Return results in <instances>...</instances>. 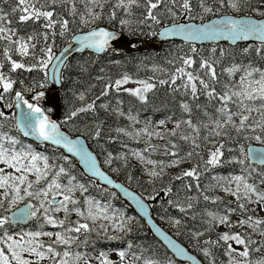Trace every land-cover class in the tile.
<instances>
[{
	"label": "trees",
	"instance_id": "1",
	"mask_svg": "<svg viewBox=\"0 0 264 264\" xmlns=\"http://www.w3.org/2000/svg\"><path fill=\"white\" fill-rule=\"evenodd\" d=\"M208 2L214 8V13H202L197 0H192L193 12L186 15L176 9V17L168 15L163 10L164 6L162 5L160 9L156 10L160 20V23L156 24L151 20H144L145 8L143 6L133 7L131 14H128L123 8L114 7L117 0H67L66 3L57 0L54 19H67L69 21V31L65 32L64 35H60L59 23L54 29H45L43 27L45 21L43 20L35 23L32 20L19 21L21 13L19 11L12 12V9L16 7L17 0H7L6 3L0 2L2 13L7 14V19L10 21L8 27L13 29L17 36L27 38L29 35L37 36L39 34L32 41L37 45L36 49H30L28 56H21L14 50L10 52L12 59L25 64L24 69H17L16 71L11 70L10 62L3 56V50L8 47V43L0 41V63L3 64L0 71L16 81L12 94H6L4 103L13 102L15 91H21L26 96H31L39 91H46L49 87L46 69L41 70L39 66L32 68L31 71L26 69L36 64L38 59L43 58L41 48L50 46L54 56L77 32L103 26L130 39L149 40L158 29L176 22H203L224 14L260 17L259 13L264 12V0H243L239 11L229 7L227 2L222 6L218 3V0L215 3L213 0H208ZM141 3H143V0H141ZM73 4L75 5L76 15L70 14ZM89 10L100 13L101 18L87 25L82 24L81 15L88 19L87 13ZM113 11L116 13L115 18H111ZM121 19L128 20L129 23L121 25ZM45 32L48 33L49 37L46 43L43 40ZM53 32L55 35H53ZM193 47L196 49L195 52L192 51ZM213 49L216 50L215 53H213ZM244 49H248V51L245 52ZM257 49H260V51L257 52ZM186 57L195 60L192 68L187 70L200 75L211 83L218 93H222L225 90V85L231 87L235 84L227 69L233 67L262 68L264 66V44L195 46L168 41L164 42L157 50L148 49L135 53H115L113 50H109L100 56L89 52L78 54L66 63L62 72L61 87L58 91L61 103V116L58 123L61 130L66 134L83 136L103 169L116 180L139 192L149 203L154 219L161 223L190 252L198 256L204 264H229L230 260L227 257L229 241L226 243L219 240L220 235L225 232L230 234L239 233L242 239L254 241V243L248 245L249 256L247 258L240 257L243 264H245V259L250 264H257L258 261L264 260V253L256 251L263 244L262 240L257 239L255 235H251L249 231L236 233V226L228 227L227 224H223L225 230L220 232L216 225V220L223 216L228 217L230 224V216H238L242 219L251 216L253 221L256 219L264 220V217L255 216L247 208L245 199L230 200L228 195H221L223 179L230 174L245 176L246 183L252 184L257 189L264 186V178L261 177V173H264V167L249 164L245 155V148L251 140H255L246 139L245 137L254 135L247 129L237 133L229 125L220 130L226 132L227 135H211L210 133L214 128L213 121L220 120L223 122L221 114L217 111L221 107L220 102L210 99L203 91L198 93V99H193L190 91H186L182 87L186 82V78L177 79L174 86H170V83L163 85L159 83L160 80L170 82V78L176 69L183 66L181 58ZM202 60H208L213 64L217 74L215 82H212L210 77L205 75L207 69L200 68ZM124 74L131 77V81L124 85V88L139 85L133 81L141 80L156 85L155 88L145 94L147 97L146 102L140 101L137 97L123 90L119 92L109 90L107 96L102 95L107 83L114 82ZM177 88L179 90H175ZM81 93L84 94V100L79 99ZM93 101L96 105L94 111L80 112L72 119H68L72 111ZM118 101L121 103L118 104ZM183 103L189 105L190 111H185L181 107ZM102 104H106L108 107L106 109L102 108L100 106ZM229 107L232 111H236L235 104L230 103ZM0 110L4 111L7 117V119L0 118V133L25 141L14 127L12 108H6L3 104H0ZM121 112L123 115L120 114ZM155 119H165L173 125V128L158 131L164 134L163 138L152 135L154 138L150 137L148 140H144L141 137L144 132L143 129L147 128L148 132L152 133L157 132L146 123V120ZM187 120H191L192 125L198 128L199 131H194L193 127L185 124L184 121ZM177 122L180 123L179 128H176ZM98 126L101 134L97 138L95 131ZM118 129L124 131L120 132ZM173 130H175L176 135H168ZM184 136H187L188 139H183ZM153 139H161L162 142L155 144ZM193 141H195V144ZM220 144L224 146L221 149L223 156L220 163L215 166L208 165L206 161L210 158V152L214 151L215 147ZM172 145L176 147L173 148ZM196 145H199V147H196ZM36 148L51 158L52 171H58L56 166L62 165L65 167L67 175L61 174L59 176L62 178L61 182L66 183L67 178L75 177V183L83 184L87 189L84 191L86 195L98 199L102 203H109L112 207L121 210L124 208L125 214L134 218V222L128 227L130 231L125 232L116 242L111 240L108 244H95L97 242L95 239L96 234L89 233L86 236V243L82 245L84 249L89 251L117 246L126 248L134 259L135 256H139L140 259L136 260L137 264H144L145 260L155 261L156 264H182L166 252L159 242L151 236L144 223L134 215L127 204L120 200L114 192L106 190L95 181L86 178L72 159L68 158V161L64 159L65 156L61 151L46 145H36ZM241 148L244 149L243 152H241ZM135 151L143 152L145 160L155 161L157 171L160 170L161 162L167 165L173 160L179 159L181 163L174 166L173 170L165 167L162 176L153 178L147 174V170L153 169V165L149 164L150 168H142V164H136L133 158V152ZM171 152H176L178 155L172 156L170 155ZM188 153H192V155L188 156ZM109 154H111L110 163L108 162ZM241 160L244 163H240ZM193 167L197 168L198 179L192 177H183L181 180L174 179L185 170ZM197 184H199V187H197ZM187 185H191V188L189 189ZM169 186L172 188L170 194L164 191ZM204 196H208L209 199L205 200ZM189 203L192 204V208L187 209L185 212H181L176 206L179 204L187 207ZM6 204L5 202V207ZM240 204L245 205L244 209L239 207ZM210 213L212 215H209ZM174 220H179L180 224H174ZM33 224L34 218L25 226L8 223L3 229H0V236L5 231L10 235L17 230L30 228ZM256 226L259 229L264 228V224ZM194 233H203V235L195 237ZM83 237L79 234L78 240L74 242L72 247L78 249L81 246L79 243L84 241ZM106 238L107 234L102 236L101 240ZM129 245L132 246L130 249ZM244 247V245H240L239 250L243 251ZM204 248L209 250L210 256H204L202 251Z\"/></svg>",
	"mask_w": 264,
	"mask_h": 264
},
{
	"label": "snow or ice",
	"instance_id": "2",
	"mask_svg": "<svg viewBox=\"0 0 264 264\" xmlns=\"http://www.w3.org/2000/svg\"><path fill=\"white\" fill-rule=\"evenodd\" d=\"M2 3H6L7 0H0ZM62 2H67V0H62ZM213 2H217V0H213ZM227 2L228 6L239 11L240 4L243 0H218V3L222 6ZM57 0H17L16 7L12 9V12L15 13L19 11L21 15L19 16V21L27 22L32 20L34 23L39 22L41 20L45 21L43 27L45 29H54L57 23L60 25V35H64L65 32L69 31V21L67 19L56 20L54 19L55 15V5ZM197 4L199 9L204 14L214 13V8L209 4L208 0H197ZM164 6V11L172 16L176 17L177 11L179 9L182 14H191L193 12V4L192 0H117V3L114 5L115 8H123L128 14H131V9L133 7H141L145 8V16L144 20H151L152 22L159 24L160 20L158 18V13L156 10L160 9L161 6ZM102 7V5H100ZM51 9V10H49ZM71 15H76L75 5L73 4L71 8ZM115 11L111 13V18H115ZM260 16H264V12L259 13ZM88 19L85 18L84 15H81V23L89 24L95 22L100 19V13L93 12L89 10L87 13ZM194 18V17H193ZM143 22V21H141ZM121 25H127L129 23L128 20L121 19ZM10 21L7 19V14L2 13V9H0V41H6L8 43V47L4 48L3 56L10 62L11 70L16 71L17 69H24L25 64L17 62L12 59L10 52L13 50L18 52L21 56H28L29 50H35L36 44L32 43L37 36L29 35L27 38L23 36H17V33L8 27ZM173 33H183L186 39H214L220 36L225 38L235 39H247L250 35H257L259 38L264 41V21L257 22L254 19L246 18V19H235L231 16H224L221 19L214 20L212 24H204L201 26H197L194 24L184 25L181 24L175 27L172 30ZM170 33H164V35H168ZM53 35L55 33L53 32ZM14 37H16L14 39ZM48 33L45 32L43 34V40L45 43L48 41ZM114 39V34L104 30L103 28L97 30H93L88 35L82 36L80 38L81 44L90 47L96 48L97 51H103L108 45L109 41ZM15 46V47H13ZM43 54V58H40L36 61V64L28 67L26 70L31 71L32 68L39 66L41 70L46 69L48 65L52 62L54 56L53 51L50 46L44 47L40 49ZM192 51L195 52L196 49L193 47ZM215 53V49L212 50ZM245 52L248 49H244ZM260 49H257L259 52ZM34 55V53H33ZM182 65L177 68L175 73L172 74L170 78V82L166 80H160L159 83L161 85L170 83V86H174L176 84V80L180 78H186V82L182 85V87L186 91H190L193 99H198V93L203 91L210 99L218 100L221 104V107L217 109L218 113L221 114L223 122L220 120L213 121L214 128L212 129L211 135H227L226 132L220 131L224 129L226 126L231 125L237 133L243 132L246 129L251 130L252 132H256L257 129L260 130V133L264 134V70L259 68H251L244 69L245 74L241 76L239 84H233L231 87L225 85V90L222 93H218L216 88L212 86L211 83L203 79L200 75L195 74L193 71H188L187 69L192 68L195 64V60L191 57L181 58ZM0 68H3V64L0 63ZM201 69H207L205 75L210 77L212 82L216 81V71L213 67V64L208 60H202L200 63ZM229 73L238 71L236 67L227 69ZM131 81V77L127 74H124L121 78L116 79L114 82H109L105 85L104 91L102 95L107 96L109 90L114 91H125L132 96L137 97L140 101L146 102L147 97L146 93L155 88V84L147 82V81H133L141 85V87L137 88H124L123 86L128 84ZM16 81L11 79L8 75H6L3 71H0V104H3L6 108H12L15 106L16 108L21 107V102L23 105L27 107L28 112H22L21 120L19 123L24 128V134L29 135L30 132L38 134V136L44 141H51L55 145H62L69 153L73 155L79 156L81 161L87 166L89 171L92 172L93 175H99L103 177L108 183H111V180L108 179L107 176L104 175L103 172H100L97 169L95 164V158L92 156L90 152H88L81 141L79 140H71L67 136H65L58 128V125L55 122H52L48 116L44 115L42 109L36 106L33 103H29L28 100L24 99L23 93L21 91H15L14 100L11 103H4L6 100V94H12L14 85ZM199 84V88H198ZM30 90V89H27ZM175 90H179L178 88ZM40 96H43V93H40L36 99H39ZM80 100H84V94L79 95ZM99 99V97H97ZM121 103L120 101L117 102ZM236 105V111H232L229 107V104ZM95 101L88 103L86 106L80 107L74 111H72L68 117V119H72L77 116L80 112L94 111L95 110ZM102 108H107L108 105L102 104L100 105ZM181 107L185 111H190L189 105L187 103H183ZM256 112L259 114V119L253 118L252 113ZM123 115V113H120ZM234 117H239V123L237 124ZM0 118L7 119L5 112L0 110ZM185 124L193 127L194 131H199L198 128L192 125L191 120L184 121ZM161 125L165 124V121H160ZM180 127V123L177 122L176 128ZM118 131L123 132V129H118ZM142 131L147 133L149 137L151 135H156L163 138L164 134L160 132H148V129L145 128ZM99 126L95 131V136L98 138L100 136ZM257 134L251 137H245L246 139H255L256 141L264 144V135ZM139 135V133H137ZM170 136H175L176 132L173 130L168 133ZM183 139H188L187 136L182 137ZM0 139H7L9 141L10 147H5L4 143L0 142V163H3L9 168H12L13 173H7L5 169L0 168V189L3 190L0 193V209L5 208V201H7L8 207L10 208L12 205H15L18 201H22L25 198H34L40 199L39 207L32 203H28L24 208L20 209L18 212L12 214V216L3 215L0 216V229H3L4 226L10 222L24 221L28 219L29 216L35 217L37 212L41 209L44 211L46 222L52 226H64L65 220H57L53 216L49 215L50 211L58 212L63 210L65 213H69L70 211H76L78 215L84 216L83 212H80L78 209H69L68 205L77 204V201L73 198V192L76 188L73 185V181L75 177H71L68 181L67 185H61L56 178H58L61 174L67 175L66 169L64 166H56L58 167V171L54 173V177L50 183L47 184L46 188H42L39 190L32 191L34 183H39L41 179L47 178L48 171L50 165L48 163L47 156H41L38 154H32L31 152H19L16 151L14 146L18 143L16 140L11 137H3ZM207 139V138H206ZM195 144V141H193ZM175 148V145H172ZM199 147V145H196ZM223 144L215 147L214 151L210 152V158L206 161L208 165H218L220 163V159L223 156ZM244 149L241 148V152ZM256 153H259L257 159L260 163H264V149H254L251 150ZM133 155L137 156L142 162L153 165V169L147 170V174L150 177L156 178L160 177L164 173L165 167H174L180 163V160H173L170 164H163L161 162L160 170L157 171L155 169V161L145 160L144 156L140 153H133ZM170 155L177 156L176 152H171ZM192 153H188V156H191ZM68 161V158H64ZM38 161H43V168L37 166ZM111 162V154H109V160ZM240 163H244L243 160L239 161ZM33 173L36 176V181H29L27 174ZM183 177H192L194 179H198L199 173L196 167L185 170L181 175L176 176L174 179L181 180ZM231 181H234L237 185L235 190L231 188H225L224 190L229 192L231 195L235 196L237 200L240 199H248L249 202L256 204H264V192L258 191L255 186L252 184L244 183V178L242 176H234L230 178ZM151 182V181H150ZM243 184L244 192L240 193V185ZM190 189L191 185H187ZM199 187V184H197ZM81 190L86 191L87 189L83 184L79 185ZM166 193H171L172 188L169 186L164 189ZM23 193V194H22ZM51 195V199L49 196ZM255 195V200L251 199V195ZM61 196L62 199L57 200L56 197ZM154 198V197H152ZM205 200H208V196H204ZM171 203V201H169ZM139 203V201H138ZM46 204L48 206H46ZM181 212L187 211V209L192 208V204L189 203L187 207L181 206L179 204L176 205ZM143 208V205L141 204ZM239 207L244 209L245 205L240 204ZM209 215H212L211 213ZM92 220L97 219L95 215L90 211L88 217ZM107 219V216L104 217ZM174 224L179 225V220H174ZM220 224H227L228 227H233L234 225L228 222V217L223 216L219 218ZM255 224L261 225L264 224V220L256 219L253 221L251 216L247 217V219H241L238 221L239 226H243L244 224ZM103 227V226H102ZM121 230L126 228V222H120L119 225ZM90 229L88 223H79L76 222L75 227H68L66 232H74L81 233V231L87 233L92 231ZM130 231V229H128ZM159 231V229H157ZM31 239L25 240V237L22 235L19 238H14L12 235H9L6 231L0 236V264H39V260H43L46 258L53 261V264H70L69 257L73 256L68 250L63 251L61 254L56 248L55 245H70L74 243L78 237L76 236H66L61 232L55 233V240L53 244H49L45 249V245L39 243L37 238L41 235H46L51 237L53 233L46 232H35V233H26L25 234ZM163 235V233H161ZM203 235V233H194L195 237H199ZM264 235V233H262ZM169 241V244L177 250V252L181 255L184 254V250L179 248L173 241L169 240L167 236L164 237ZM219 240L224 242L235 241L238 245H244V250L240 251L238 254L241 257L247 258L249 256L248 245L250 243H254V241L245 240L241 238L239 233L230 234L228 232L220 235ZM6 245V247H5ZM129 249L132 247L128 246ZM229 254L235 252V249L232 248V245H228ZM205 257L210 256L209 250L207 248L202 249ZM259 251V249H256ZM23 253H28L31 255H35L39 259L37 261H31L25 259ZM83 253H76L74 255V260L72 264H77V262L84 256ZM117 255L120 258V261H124L128 253L126 251H119ZM135 256V254H133ZM59 257V259H57ZM96 259L99 260V264H114L113 261L108 259L106 253L101 252L100 256ZM139 256H135V260H139ZM192 259V257H189ZM85 264H88V261H85ZM144 264H156L155 261L145 260ZM229 264H237L236 261L230 260ZM245 264H250L247 259H245ZM257 264H264V260L258 261Z\"/></svg>",
	"mask_w": 264,
	"mask_h": 264
},
{
	"label": "water",
	"instance_id": "3",
	"mask_svg": "<svg viewBox=\"0 0 264 264\" xmlns=\"http://www.w3.org/2000/svg\"><path fill=\"white\" fill-rule=\"evenodd\" d=\"M224 16H231L235 19H246L251 18L256 20L257 22L264 21V16H252V15H234V14H224L216 17H212L203 22H195V21H186V22H176L172 24L165 25L157 30L155 35L149 40H140L137 38L130 39L127 36L118 33L115 30L98 26L91 28L86 31L77 32L70 37L68 42H66L54 55L52 62L46 68V78L49 84V87L46 91H39L34 93L31 96H26L23 94L24 99L28 100L29 103H33L36 106L40 107L44 113V115L48 116V118L55 122L58 125L59 130L67 136L71 140H79L82 142L84 148L92 154L95 158V164L97 169L100 172H103L105 176L111 180V183H108L103 177L99 175H93L91 171L87 168V166L81 161L79 156L73 155L69 153L62 145H55L51 141L42 140L38 134L30 132L29 135L24 134V128L19 123L21 120L22 112H28L29 110L23 103L21 102V107L16 108L12 107L13 110V121L14 127L20 137L25 141L33 144V145H46L50 146L54 149H57L63 153V155L69 159H72L78 168L82 171V174L93 181H95L99 186L105 188L106 190L114 192L120 200L127 204L129 209H131L135 216H137L146 226L148 232L154 237L159 244L166 250V252L177 262L182 264H204L201 259L196 256L194 253L190 252L179 240H177L171 233H169L164 226L154 219L152 215V210L149 203L141 196L139 192L124 184L121 181L116 180L111 174L103 169L101 166L97 156L92 152L89 148V145L85 138L81 135L70 136L61 130V127L58 123V120L61 116V103L59 98V89L61 87V76L63 69L66 63L78 54H82L84 52H89L91 54L100 56L109 50H113L115 53H135L141 52L148 49L157 50L161 47L164 42L168 41H176L185 44L201 46V45H217V44H226L229 46H237L241 44L252 45V44H264L259 36L250 35L247 39H231L225 38L223 36L214 38V39H186L183 33H173L172 30L181 25H190L194 24L197 26H201L204 24H212L214 20H218L223 18ZM103 28L106 31H109L114 34V39L109 41V45L103 51H97L96 48H90L83 44H81L80 38L82 36L88 35L93 30H99ZM164 33H170L168 35H164ZM15 93V92H14ZM13 93V100H14ZM40 93H43V96H40L39 99H36ZM254 149H264V145H256L249 144L245 148L246 159L249 164L255 165L257 167H264V163H260L257 159L259 153H256ZM139 201V203H138ZM28 203L34 204L32 200H28L22 205L18 206L11 212H9L8 216H12L13 213L18 212L20 209L24 208ZM143 205V208L141 207ZM35 205V204H34ZM32 221V216H29L28 219L24 221L10 222L13 225L25 226ZM159 229V231H157ZM163 233V235H161ZM167 236L169 240L173 241L179 248L184 250V254L181 255L177 252L175 248H173L169 241L164 237ZM192 257V259H189Z\"/></svg>",
	"mask_w": 264,
	"mask_h": 264
},
{
	"label": "rangeland",
	"instance_id": "4",
	"mask_svg": "<svg viewBox=\"0 0 264 264\" xmlns=\"http://www.w3.org/2000/svg\"><path fill=\"white\" fill-rule=\"evenodd\" d=\"M238 71L232 72L230 73L231 76L233 77L235 84H239L240 78L241 76H243L245 74L244 69H251V68H237ZM261 70H264V66L262 68H259ZM137 87H141V85H136L132 88H137ZM131 88V86H130ZM253 118L259 119V114L256 112H253L252 114ZM236 123H239V117L234 118ZM165 121L164 125L160 124V121ZM147 125L151 128L154 129L155 131H160L163 129H172L173 125L169 124V122L165 119H155V120H146ZM230 127H232L231 125H229ZM247 131L252 132L251 130L247 129ZM253 135H257L260 134V130L257 129L256 132H252ZM10 137L6 134H1L0 133V138L3 137ZM141 137H143L144 140H148V138H154L152 135L149 137V135L145 132H143L141 134ZM12 139L16 140L18 143L14 146L16 151L19 152H31L32 154H38L41 156H47L45 155L41 150L36 148V145H33L31 143H28L26 141H22L19 138L16 137H11ZM154 143H160L162 142L161 139H156L154 140ZM0 142L4 143L5 147H10L9 145V141L7 139H0ZM250 144H256V145H263L261 143H259L256 140H251ZM140 153L142 154L143 152H139V151H135L133 153ZM143 155V154H142ZM48 157V163L50 165L49 171H48V175L47 178L45 179H41L40 182L34 183L33 189H31L32 191L35 190H39L42 188H46L47 184L51 182V180L54 177V171H52V167H53V163L52 160L49 156ZM134 158V162L136 164H142V168H150L149 164L147 163H143L140 159L137 158V156L133 155ZM181 163V162H180ZM37 166L40 167L41 169L43 168V161H38L37 162ZM0 168L5 169V171L7 173H13V169L7 167L6 165H4L3 163H0ZM170 169H174V167H169ZM28 176V180L29 181H36V176L33 173H29L27 174ZM234 176H242L240 174H230L227 178L223 179V184H222V188L223 191L221 192V195H228L230 200H235L236 197L231 195L229 192L225 191V188H231L232 190H235L237 185L234 181H231L230 178L234 177ZM244 178V183H246V177L242 176ZM261 177L264 178V173H261ZM58 180L59 183H61V185H67L68 181L70 178H67V182H61L60 177L56 178ZM73 185L76 186L74 192H73V198L77 201V204L72 205L69 204L68 207L69 209H78L80 212L84 213V216H80L77 214L76 211H70L69 213H65L63 210L58 211V212H52L50 211L48 214L53 216L55 219L57 220H65V224L64 226H52L50 224H48L46 222L45 219V215H44V211L43 209H41L39 212H37V215L34 218V224L27 229H23V230H17L14 233L10 234L12 235L14 238H19L20 236H24L25 240L31 239V237L26 236V233H35V232H41V233H46V232H50L53 233V235L51 237L46 236V235H41L40 237L37 238L39 243H42L45 245V249H41V250H46L47 245L49 244H53V241L55 240V233L57 232H61L63 234H65L66 236H76L79 237V234L83 235L84 237V241H81L79 244L81 245L78 249L72 247L74 245V243H71L70 245H53L57 251H59L61 254L63 253V251L68 250L70 253L73 254V256H70L69 262L70 264H72L73 260H74V255L76 253H83L85 254L78 262L77 264H85V261H88V264H99V260L96 259L97 257L100 256L101 252H104L107 254L108 259H110L111 261L114 262V264H137L136 260L130 256V254L128 253L126 248H119L117 246H108V247H104L103 249H92L87 251L86 249H84L82 247L83 244L86 243L87 238L86 236L89 233H95L96 237L95 239L97 240V242H95V244L98 243H102V244H108L111 242V240L113 242H116L121 236H123V234L125 232L128 231V227L134 222V218L131 215H126L124 212V208L121 210L119 208L116 207H112V205H110L109 203H102L100 202L98 199H95L91 196H88L85 194L84 190H81L79 188L80 184H76L75 181H73ZM258 191L264 192V186H260L257 189ZM3 190L0 189V193H2ZM244 192V188H243V184L240 185V193L243 194ZM23 194V193H22ZM51 195L49 196V199H51ZM83 195V197H81ZM40 199H43V197H40ZM40 199H34V198H25L22 201H18L15 205H12L10 208L8 207V204H6V207L2 209H0V216L3 215H9V212H11L12 210H14L15 208H17L18 206L22 205L23 203H25L28 200H32L35 205L37 207H39L40 204ZM57 200L62 199L61 196H57L56 197ZM251 199L255 200V195H251ZM7 203V201H5ZM245 202L247 203V208L257 217L262 218L264 217V204H256V203H252L249 202L248 199H245ZM243 203V202H242ZM46 206H48L46 204ZM92 212L93 215H95L97 217V219L92 220L88 217L89 212ZM107 216V219H105L104 217ZM242 218L238 217V216H230L229 220L231 222V224H234L235 227V231L237 232H241V231H249L251 235H255L257 239L262 240L263 244L259 246V251L264 253V235H262V233H264V228L259 229L256 225L252 224H244L243 226H239L238 225V221L241 220ZM126 222V228L124 230H121L119 225L120 222ZM76 222L79 223H88L90 229H93L92 231H89L87 233L81 231V233H74V232H66L65 230L68 227H75ZM216 225H217V229L218 231L222 232L225 230V226L223 224L219 223V219L216 220ZM103 226V227H102ZM105 234H107V238L106 239H102L101 237L104 236ZM113 238V239H112ZM78 240V239H77ZM76 240V241H77ZM75 241V242H76ZM114 244V243H113ZM229 244L232 245V248L235 249V252H232L231 254H229V250L227 252V257L229 260H234L237 262V264H243L242 258L240 257V255L238 254L240 252L239 247L240 245L236 244L235 241H229ZM92 245V244H90ZM112 245V244H111ZM6 247V245H5ZM119 251H126L128 253V255L126 256L124 261H120L119 256L117 255V253ZM23 256L25 259L31 260V261H37L39 258L36 257L35 255H31L28 253H23ZM59 259V257L57 258ZM39 264H53V261H51L50 259L46 258L43 260H39Z\"/></svg>",
	"mask_w": 264,
	"mask_h": 264
},
{
	"label": "flooded vegetation",
	"instance_id": "5",
	"mask_svg": "<svg viewBox=\"0 0 264 264\" xmlns=\"http://www.w3.org/2000/svg\"><path fill=\"white\" fill-rule=\"evenodd\" d=\"M35 204V203H34ZM32 219H33V217H32ZM13 225V224H12ZM17 226H19V225H17Z\"/></svg>",
	"mask_w": 264,
	"mask_h": 264
}]
</instances>
